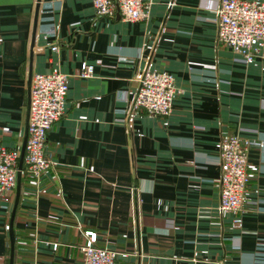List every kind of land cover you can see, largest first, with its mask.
I'll return each mask as SVG.
<instances>
[{"label":"crops","instance_id":"obj_1","mask_svg":"<svg viewBox=\"0 0 264 264\" xmlns=\"http://www.w3.org/2000/svg\"><path fill=\"white\" fill-rule=\"evenodd\" d=\"M144 2L150 18L130 23L97 17L90 0H0V145L24 157L34 74L57 69L68 83L65 113L47 132L51 166L34 177L22 158L10 202L0 195V264L11 253L12 264H82L88 230L119 264H256L264 60L244 64L218 42L216 0ZM83 64L90 78L79 77ZM145 69L181 89L168 116L132 109ZM231 134L262 143L250 151L239 227L220 210Z\"/></svg>","mask_w":264,"mask_h":264},{"label":"built area","instance_id":"obj_2","mask_svg":"<svg viewBox=\"0 0 264 264\" xmlns=\"http://www.w3.org/2000/svg\"><path fill=\"white\" fill-rule=\"evenodd\" d=\"M97 17L114 18L124 22L146 21L151 4L144 0H90ZM53 4L49 3L52 10ZM213 7V6H212ZM217 38L228 46L244 64L264 60V0H216ZM54 36L55 31L50 30ZM57 46L52 47L56 52ZM91 65L83 64L80 78H90ZM138 87L132 101L133 110H145L156 116H168L181 89L167 72L145 69L138 76ZM68 92L67 75L57 69L34 74L29 86L27 136L24 146L26 171L39 177L51 166L46 154L47 132L65 113ZM261 142L245 139L238 134L222 138L219 154L222 167L220 210L235 215L234 225H242V213L247 203L246 189L251 149ZM20 152L0 145V195L10 202L19 171ZM87 243L80 246L82 264H119L117 253L95 244L96 232L88 230ZM125 255V254H122ZM253 257L256 264H264V238H260ZM36 264V263H33Z\"/></svg>","mask_w":264,"mask_h":264},{"label":"water","instance_id":"obj_3","mask_svg":"<svg viewBox=\"0 0 264 264\" xmlns=\"http://www.w3.org/2000/svg\"><path fill=\"white\" fill-rule=\"evenodd\" d=\"M36 22H37V19H35L34 31H35V28H36ZM22 158H23V153H21V156H20L19 168H20V165H21ZM17 197H18V195L16 196V200H15V203H14V207H13L12 214H11V220H10V241H11V249H12V251H13L12 222H13L14 212H15V208H16V204H17ZM11 264H12V253H11Z\"/></svg>","mask_w":264,"mask_h":264}]
</instances>
